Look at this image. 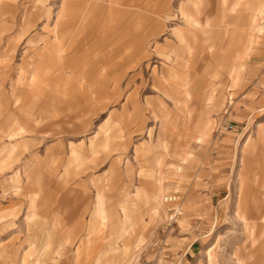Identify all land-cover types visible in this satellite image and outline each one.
Masks as SVG:
<instances>
[{"label":"rangeland","instance_id":"rangeland-1","mask_svg":"<svg viewBox=\"0 0 264 264\" xmlns=\"http://www.w3.org/2000/svg\"><path fill=\"white\" fill-rule=\"evenodd\" d=\"M213 1L71 0L64 11V0H0V173L33 149L21 141L33 132H7L19 121L35 131L42 91L39 128L73 140L81 161L92 149V172L102 153L109 163L91 183V197L112 201L106 251L90 264H208L210 248L219 264H264V0H218L201 18L215 29L205 41L178 40L181 11ZM35 74L43 88L27 87Z\"/></svg>","mask_w":264,"mask_h":264},{"label":"crops","instance_id":"crops-1","mask_svg":"<svg viewBox=\"0 0 264 264\" xmlns=\"http://www.w3.org/2000/svg\"><path fill=\"white\" fill-rule=\"evenodd\" d=\"M64 3L65 11L71 0H64ZM241 3L243 4V0L237 1V4ZM222 4L227 7L228 0H222ZM212 5L211 11L200 7L194 11H181L180 19L187 24L177 23L171 32L180 41L188 42L190 37L196 41H205L203 30L215 29H210L211 24L201 22V18L203 14L218 11V0H214ZM64 15L68 16V22L72 21V12L68 14L64 12L63 17ZM228 29L225 28L224 33L230 34L231 31ZM257 31H260V28ZM223 40L227 42V39L223 38ZM96 44L98 43L92 42L88 45ZM172 52L178 58L177 53L180 51ZM166 55L168 58L171 57ZM179 67L180 63H176L171 69L177 70ZM33 77L27 87L36 90L43 88L39 84L41 81L37 80L39 75L35 74ZM33 93L35 94L33 103L35 107L32 105L34 123L31 124L35 126V131L27 128L26 121H19L13 123V127L11 126L7 132L9 136L19 135L22 131L33 132L21 140L30 144L33 149L20 157L17 171L14 168L10 172L0 173V264H90L94 259H100L101 254L106 251L107 201H112L102 199L100 194L91 197L90 192L96 190L91 183L101 181L107 176L109 163L106 161L105 153H102L100 159L103 161H99L97 165L104 167L98 172H92L94 165L89 161L92 149L86 151L87 154L84 152L85 157L81 161L74 150L71 153L69 142H74L73 140L67 137L49 138L46 132L39 128L42 126L44 116L37 109L51 97L41 95L42 91ZM37 103H40L39 107ZM1 113L2 111L0 116ZM5 114L2 117H5ZM205 132L206 130L202 133ZM263 133L264 128H261L259 134ZM203 137L200 135L196 140L200 141ZM85 164L84 170L79 171L81 175L75 176L76 165ZM242 164L247 169L250 161L243 157ZM134 167L136 171L140 169L135 162ZM13 183H18L17 189L22 191L19 195L11 193L14 188ZM168 186L169 183L165 182L154 187L156 190L154 198L159 206H163V201L168 200L163 195ZM237 214L243 221L247 220L241 209ZM125 219L123 222L127 223L128 220ZM143 240L142 237L139 238L135 246H139ZM257 249H260V242ZM207 260L208 264H219L212 248L207 250ZM238 261L246 264L242 256L238 257Z\"/></svg>","mask_w":264,"mask_h":264},{"label":"built area","instance_id":"built-area-1","mask_svg":"<svg viewBox=\"0 0 264 264\" xmlns=\"http://www.w3.org/2000/svg\"><path fill=\"white\" fill-rule=\"evenodd\" d=\"M228 127H229L230 129H233V125H231V124H228Z\"/></svg>","mask_w":264,"mask_h":264}]
</instances>
